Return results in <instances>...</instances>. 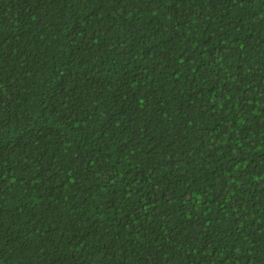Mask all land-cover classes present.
<instances>
[{
	"label": "trees",
	"instance_id": "obj_1",
	"mask_svg": "<svg viewBox=\"0 0 264 264\" xmlns=\"http://www.w3.org/2000/svg\"><path fill=\"white\" fill-rule=\"evenodd\" d=\"M0 264H264V0H0Z\"/></svg>",
	"mask_w": 264,
	"mask_h": 264
}]
</instances>
